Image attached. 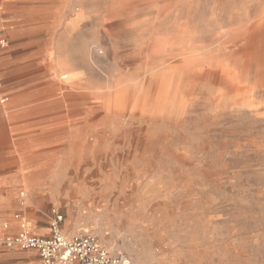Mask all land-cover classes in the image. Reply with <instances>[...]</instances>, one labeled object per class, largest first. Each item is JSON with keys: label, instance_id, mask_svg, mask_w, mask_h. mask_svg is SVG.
<instances>
[{"label": "rangeland", "instance_id": "obj_1", "mask_svg": "<svg viewBox=\"0 0 264 264\" xmlns=\"http://www.w3.org/2000/svg\"><path fill=\"white\" fill-rule=\"evenodd\" d=\"M16 1L17 22L7 26L14 33L0 48V100L28 95L35 115L13 125L0 120L13 133L0 146L3 225L18 220L19 231L24 224L35 235L60 214L65 238L89 233L130 264H264V51L256 43V63L247 67L246 54L237 65L217 47L234 28L245 33L264 20V0ZM12 17L0 10V22ZM204 34L201 46L195 36ZM158 38L171 54L237 68L238 109L225 98L223 108L209 110L207 89L176 120L102 114L88 121L96 110L76 95L110 96ZM65 120L75 122L68 142H56ZM27 127L34 136L14 135ZM142 128L163 136V150L125 159Z\"/></svg>", "mask_w": 264, "mask_h": 264}, {"label": "bare ground", "instance_id": "obj_2", "mask_svg": "<svg viewBox=\"0 0 264 264\" xmlns=\"http://www.w3.org/2000/svg\"><path fill=\"white\" fill-rule=\"evenodd\" d=\"M219 35L221 39L225 33L221 32ZM195 38L201 46H204L209 40V35H199ZM256 43L261 44L262 51H264V20L250 25L245 33L238 27L234 28L233 35L226 42L219 43L217 47L224 55H231L237 65L242 55L246 54L244 57L249 67L251 63H256ZM145 52L147 57L138 62L127 78L122 77L114 83V91L107 98L92 97L82 93L76 95L82 105L91 104L96 110L88 121L92 122L102 114L107 120L113 116L125 117L127 115H136L147 122L176 120L185 112L194 97L202 96L207 89L214 92V96L204 102L209 110L223 108L226 104L225 98H228L229 107L234 110L238 109L240 82L243 76L237 68L229 73L221 64L213 67L204 58L188 57L183 52L171 54L163 38L153 41L146 47ZM260 67L257 65V73L261 72ZM61 79L64 84H70L72 81V78L67 75H62ZM59 87L60 90L63 89ZM63 95L71 96V94ZM179 95V101H177L176 98ZM74 123L71 120L64 121V128L57 135L56 142H68ZM136 133L132 135L131 146L125 153V159L133 155L141 157L145 154L154 157L163 150V136H154L144 132L143 128ZM2 139L0 137V140ZM98 139L101 140L102 137L98 136ZM33 143L41 144L42 139L33 138ZM74 147L79 148L83 145L79 143ZM176 155L181 158L185 156L178 152Z\"/></svg>", "mask_w": 264, "mask_h": 264}, {"label": "built area", "instance_id": "obj_3", "mask_svg": "<svg viewBox=\"0 0 264 264\" xmlns=\"http://www.w3.org/2000/svg\"><path fill=\"white\" fill-rule=\"evenodd\" d=\"M6 40L0 38V48ZM62 216L54 214L46 238L32 235L22 224L17 236L0 238V245L14 246L22 250H35L40 264H130L123 254H114L100 246L97 239L89 233H81L72 238H65L61 229Z\"/></svg>", "mask_w": 264, "mask_h": 264}, {"label": "crops", "instance_id": "obj_4", "mask_svg": "<svg viewBox=\"0 0 264 264\" xmlns=\"http://www.w3.org/2000/svg\"><path fill=\"white\" fill-rule=\"evenodd\" d=\"M0 10H3L6 14H13V17L9 21L7 20L5 22H0L1 25L5 27V29L0 32V37L5 39L14 33L12 26H7L16 24L17 21L15 15L19 12V6L17 5L16 0H0ZM8 28L10 31L7 30ZM3 65L5 64L1 63L0 67ZM3 81L7 83L9 78L4 77ZM7 86L9 85L7 84ZM7 94L9 95L7 99L0 100L1 121L6 123L8 122L9 124L13 125L19 124L20 121L29 122L34 119L35 113L33 111H29L31 108L29 105L33 104L32 98H30V96L21 95L20 92L17 91ZM13 132L14 135L22 137H31L35 135V129L31 127L16 128L13 129ZM9 133L10 134H8L5 129L2 130L0 128V137L3 138L0 140V146H5L9 142L8 137L13 135L12 130L9 129ZM2 222L3 220H0V236L14 237L18 234L20 229V223L18 220L10 219L8 221L9 227H5ZM34 232L36 236L42 238H46L49 235V229L46 227L35 229ZM0 264H40V260L38 253L35 250H22L17 246H14L10 250H3V248L0 247Z\"/></svg>", "mask_w": 264, "mask_h": 264}]
</instances>
